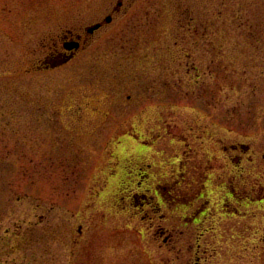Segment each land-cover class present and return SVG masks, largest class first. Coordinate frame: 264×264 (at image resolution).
Segmentation results:
<instances>
[{
  "label": "rangeland",
  "instance_id": "374dc122",
  "mask_svg": "<svg viewBox=\"0 0 264 264\" xmlns=\"http://www.w3.org/2000/svg\"><path fill=\"white\" fill-rule=\"evenodd\" d=\"M5 9L0 264H264V0ZM98 22L69 62L25 73L43 37Z\"/></svg>",
  "mask_w": 264,
  "mask_h": 264
},
{
  "label": "flooded vegetation",
  "instance_id": "af4514ba",
  "mask_svg": "<svg viewBox=\"0 0 264 264\" xmlns=\"http://www.w3.org/2000/svg\"><path fill=\"white\" fill-rule=\"evenodd\" d=\"M1 2H3L2 4V8H1ZM8 5V0H0V18L1 16H3L4 18H7V16L10 14L6 11V6ZM122 5V1H119L117 3V6L115 8V10H118ZM3 11V14L2 12ZM46 14V12H44ZM8 14V15H7ZM109 16V15H108ZM43 18V17H40ZM9 19L10 16H9ZM34 17L32 15H29L28 17V23L24 24V26L26 27L25 33L26 31L28 32L29 38H31V31L33 28V20ZM13 20V18L11 19ZM111 20V19H110ZM110 22V21H109ZM21 23V22H20ZM9 24V33L10 35L15 39L16 37V28H17V24L12 21L10 22V20L8 21ZM98 24L99 26L92 30L91 32H89L87 29L90 27H86L84 32L82 31H72V30H68L63 37H61L57 43L56 46H54L52 49L48 50L47 45L44 43V39H46L45 37H43L44 39H42L41 44H39L34 50H35V55L34 57H29V61H35V64L32 63L27 69L25 73L28 74H36L39 72H43L44 70H48L49 68H53L56 65H60L64 62H69L71 59H73L81 50H83V48L85 47L88 39L93 35V33L95 31H97L98 29L103 27V23L102 22H98L95 23ZM94 24V25H95ZM92 26V25H91ZM29 38H28V45L30 46V48H28L27 50L29 51L30 54H32V47L30 45L29 42ZM73 42H78V47H73L72 49H67L65 47V44H69V43H73ZM28 46V47H29ZM154 193H156V191H154ZM138 194V193H137ZM170 194V193H169ZM143 196H145V198L143 197V202L140 203V207L144 204V203H148V198H152V195H148L146 193H143ZM200 198V195H199ZM198 198V199H199ZM197 199V200H198ZM197 202V201H195ZM193 200L188 204V209L193 210V208L195 207L193 204ZM149 204V203H148ZM201 214L203 212H200ZM199 213V214H200ZM193 215H191V218L193 216L192 222H194L195 220L197 221L199 214L195 216L194 212H192ZM192 264H199L198 259H195V261Z\"/></svg>",
  "mask_w": 264,
  "mask_h": 264
},
{
  "label": "water",
  "instance_id": "95a60500",
  "mask_svg": "<svg viewBox=\"0 0 264 264\" xmlns=\"http://www.w3.org/2000/svg\"><path fill=\"white\" fill-rule=\"evenodd\" d=\"M110 19H111L110 16L105 17V22H109ZM98 26H99L98 24L92 25L87 30L89 32H91L92 30L96 29ZM65 47L67 49H72L73 47H76L77 48L78 47V42H73V43L65 44Z\"/></svg>",
  "mask_w": 264,
  "mask_h": 264
}]
</instances>
